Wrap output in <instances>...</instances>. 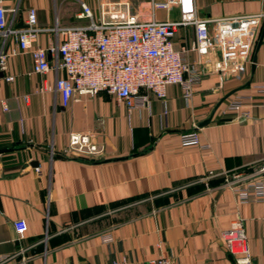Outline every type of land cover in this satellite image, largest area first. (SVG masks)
Segmentation results:
<instances>
[{"label":"crops","instance_id":"obj_1","mask_svg":"<svg viewBox=\"0 0 264 264\" xmlns=\"http://www.w3.org/2000/svg\"><path fill=\"white\" fill-rule=\"evenodd\" d=\"M128 1L140 20L179 16L175 7ZM80 2L98 16L97 0H21L37 11V45L57 41L56 24H86L77 17ZM194 3L200 18L264 13L263 0ZM192 41L193 28L179 27L176 48ZM32 69L30 54L21 53L0 72L13 76L0 80V264H145L160 256L173 264H235L221 238L234 219L243 221L252 264H264V200L239 203L225 184L226 172L249 174L264 162V94L253 89L264 83V17L251 62L228 76L206 67L187 100L170 85L164 100L142 90L147 106L131 112L105 92L64 106L53 89L36 92L64 71ZM236 94L252 96L249 118L225 110ZM72 131L91 133L102 154H67ZM190 131L210 148L181 145L180 134ZM17 219L27 224L22 237Z\"/></svg>","mask_w":264,"mask_h":264},{"label":"built area","instance_id":"obj_2","mask_svg":"<svg viewBox=\"0 0 264 264\" xmlns=\"http://www.w3.org/2000/svg\"><path fill=\"white\" fill-rule=\"evenodd\" d=\"M151 4L166 11L175 7L178 19L140 20L131 12L128 0H97L95 18L92 9L80 2L77 17L87 19V23L56 24L51 30L56 33L57 41L43 48L37 45L38 34L43 29L38 27L36 9L28 6L22 13L21 0H0V72L6 68L8 57L29 53L34 73L46 76L58 69L65 73L64 77L55 78L53 87L43 84L36 92L53 89L64 106L77 96L105 92L115 96L131 112L147 106V95L142 90L164 100L167 86L177 85L187 100L206 67L228 76L251 62L264 13L208 19L197 15L194 0H151ZM20 22L22 25L18 26ZM181 26L193 28V41L189 47L176 48L174 38ZM8 40L14 47L6 48ZM1 79L12 81L13 76L0 75ZM253 89L264 94V83L254 85ZM24 98L27 100V96ZM251 98L250 94H236L225 110L236 113L238 120L249 118ZM179 141L183 146L210 148L200 141L196 131L180 134ZM65 152L95 158L102 154L103 146L89 132L72 131ZM225 176V184L236 194L239 203L264 200V162L252 173L226 172ZM13 225L22 237L27 229L25 220L17 219ZM221 238L235 264H252L242 219L232 220L229 228L221 232ZM103 239L111 240L109 235ZM112 264H126V261L115 260ZM145 264H173V261L160 256Z\"/></svg>","mask_w":264,"mask_h":264},{"label":"rangeland","instance_id":"obj_3","mask_svg":"<svg viewBox=\"0 0 264 264\" xmlns=\"http://www.w3.org/2000/svg\"><path fill=\"white\" fill-rule=\"evenodd\" d=\"M25 9V5L24 6H22V13H23V10ZM53 19H54V15H55V12L53 11Z\"/></svg>","mask_w":264,"mask_h":264},{"label":"water","instance_id":"obj_4","mask_svg":"<svg viewBox=\"0 0 264 264\" xmlns=\"http://www.w3.org/2000/svg\"><path fill=\"white\" fill-rule=\"evenodd\" d=\"M260 41H261V39L258 41V44L257 45L260 44ZM254 59H255V57H253L252 62H254ZM35 163L37 164V162H35Z\"/></svg>","mask_w":264,"mask_h":264}]
</instances>
